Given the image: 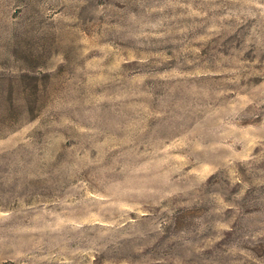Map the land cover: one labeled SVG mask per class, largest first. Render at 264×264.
<instances>
[{"label": "rangeland", "instance_id": "374dc122", "mask_svg": "<svg viewBox=\"0 0 264 264\" xmlns=\"http://www.w3.org/2000/svg\"><path fill=\"white\" fill-rule=\"evenodd\" d=\"M0 264H264V0H0Z\"/></svg>", "mask_w": 264, "mask_h": 264}]
</instances>
